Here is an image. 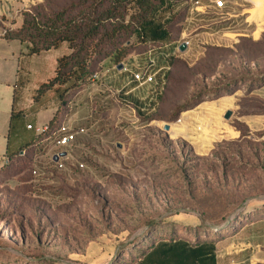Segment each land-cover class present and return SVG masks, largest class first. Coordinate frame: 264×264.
<instances>
[{
  "label": "rangeland",
  "instance_id": "374dc122",
  "mask_svg": "<svg viewBox=\"0 0 264 264\" xmlns=\"http://www.w3.org/2000/svg\"><path fill=\"white\" fill-rule=\"evenodd\" d=\"M8 1H0V6ZM51 1L63 5L68 0ZM235 1L243 5L236 6L237 11L247 10L243 18L248 17L252 26L246 33L258 43L256 52L249 41L241 45L252 53L239 51L238 38L231 35L232 42L209 38L202 44L191 42V50L180 53L176 45L187 38L184 16L183 30L180 24L172 27L174 42L157 43L153 51L165 61V85L139 87L141 96L154 95V111L135 113L92 80L79 93L65 90L64 98L70 99L61 109L68 114L66 124L85 132L68 148L63 168L52 160L57 151L52 144L30 149L25 160L0 168V264H140L150 244L211 235L219 240L220 253L237 243L248 244L250 249L241 252L243 264L251 256L264 259L263 221L232 234L247 218H260L264 208V0H226V5ZM39 5L45 0L30 8ZM24 11L28 10H21L10 23L0 22V33L14 29L17 22L16 28L21 25ZM218 26L237 27L235 22L224 26L221 20L214 28ZM137 45L138 52L150 49ZM66 47L64 43L57 51ZM45 55L22 62L23 107L30 106L35 89L45 80L37 73ZM102 65L95 68L99 75L108 68ZM45 66L53 76L56 64L48 60ZM12 91V83L0 84V106ZM222 97L231 101L229 118L219 114L223 107L209 106ZM55 98L50 95L47 102ZM203 102L198 109L206 120L189 130L180 128L177 120L182 114ZM50 114L27 113L21 128L12 132L10 154L33 140L27 123L35 126ZM7 127L8 113L0 112V153ZM230 254L232 259L238 255Z\"/></svg>",
  "mask_w": 264,
  "mask_h": 264
},
{
  "label": "trees",
  "instance_id": "16d2710c",
  "mask_svg": "<svg viewBox=\"0 0 264 264\" xmlns=\"http://www.w3.org/2000/svg\"><path fill=\"white\" fill-rule=\"evenodd\" d=\"M184 1L68 0L67 3L60 5L45 0V5L24 11L21 25L16 28L13 24L14 29H6L3 37L20 40L26 45L28 55L40 54L63 43L69 46L70 53L58 58L55 75L42 83L34 95V100L40 102L46 93L50 91L55 93L58 109L46 123L48 129L40 133L31 130L34 131L33 140L22 148L23 154H20L21 151L10 154L12 132L18 125L21 128L25 122L22 111H13L7 135V150L1 159L0 168L25 160L30 149L42 150L44 145L53 144V133L68 118V114L61 112L62 104L65 102L68 104L70 101L64 98L65 90L75 88L74 93H79L96 73L95 68L98 64L103 63L102 67L122 64L129 55L138 52L137 44H144L148 49L155 47L157 43L174 42L172 27L174 24H180L181 30L184 29L185 21L182 23V20L184 16L187 17L190 7L189 0L185 1V6L182 7ZM175 7H181L178 14L173 13ZM256 12L253 10V20L256 18ZM4 20V17H0V22ZM132 40L137 43L133 45ZM244 41L253 44V52H256L258 43L247 36L240 37L239 51L249 55L252 53L250 49L242 47ZM255 55L256 53L253 59L257 60ZM163 84L165 85L164 79L161 85ZM63 87L64 90L60 92ZM120 95L121 93L117 95L119 103L123 101ZM123 102L135 113L154 111L158 105L155 97L151 100ZM196 105L198 103L195 102L194 106ZM185 107L187 108V104L179 110H184ZM61 161L63 162L64 158ZM262 210V216L256 215L260 218H247L232 234H237L242 227L251 223L264 222V208ZM252 213L258 214L259 211ZM218 241L213 235L203 239L173 238L169 241H159L148 246V250L142 254L141 264H213L215 245Z\"/></svg>",
  "mask_w": 264,
  "mask_h": 264
},
{
  "label": "crops",
  "instance_id": "0c3cea01",
  "mask_svg": "<svg viewBox=\"0 0 264 264\" xmlns=\"http://www.w3.org/2000/svg\"><path fill=\"white\" fill-rule=\"evenodd\" d=\"M243 1L247 3L251 0H243ZM6 6L8 7L10 6V8L13 11L14 10L16 11L17 9L21 7V2L20 0H9L4 5L0 6V17H2V15L5 13ZM202 6H203L201 9L202 11L196 17L195 23L193 25H190L189 28L185 29V34H187L186 36L190 40V43L191 42L192 43L196 42V44L206 43L209 38L210 40L216 39V40L228 43V42H232L231 35L236 36L238 38L237 39L238 41L240 37H243V36L248 37V34L246 32L248 30L250 31L252 23L248 21V17L245 19L243 18L244 17L243 12L247 10L243 9L241 12H239V9L238 11L236 10L237 9L236 6L240 7L243 5H240L237 1H235L234 3L230 2V5H226L225 9L222 10L220 14L218 12H214L216 8H214L213 2H212V5L202 4ZM250 11L251 10L249 9V13ZM212 13L215 15L214 17H217L216 19L213 18V15H211ZM217 19H220L221 24L224 26L227 24L230 25L235 22L237 27H235L236 28L235 29V28H230L229 26L222 27V28L218 26V28L215 29L214 28L215 23L220 25V20H217ZM16 24L14 26H16ZM186 24H187V18H186ZM195 27H198L200 30H195ZM202 39H205V40L202 42L201 41ZM181 43L183 42L180 40L178 44L176 45V50L179 49ZM61 46L62 44L57 48H53L48 51L41 52L40 54L28 55L27 54L28 50H27L26 45L22 43L20 40L9 39V38L0 36V66H1L0 74L2 77V80H0V84L2 85L3 84L11 85V83L13 84L12 96L8 97V92H6V97L3 100V104L0 106V112H3L5 114L8 113V127H7V131L5 135V148L0 153L2 154L1 156H3L7 150V135H8V130H9L10 117L13 111L14 112L22 111L25 119L28 116L27 113H29V115L36 116L37 112L41 110L50 111L51 112L50 117L48 119L46 118L45 121L40 122V124L42 123L45 124V122L47 123L49 119L52 118L55 112L57 111L58 102L56 98L55 100H53V102H47V98L50 95L55 96L54 91H50L46 93L40 102H36L34 100V95H35L36 90L39 88V86L42 83L47 82L49 79H51L55 75L58 58L70 53V48L68 45L67 46L69 49H67L66 47L65 49H63V52H58L57 50H59ZM167 46L168 45H165V47ZM225 46H228V45H225ZM156 48L157 47H151L148 51L135 52L129 55L123 61L122 63L123 68L121 70L117 69V67L116 69H114L113 68L114 66L108 67L105 73L100 74L99 78L94 82H99L101 85H105L107 89L109 90V92L114 96L115 101H117L116 98L118 97L117 95L120 94V92H121L120 96L123 101L125 100L136 101L138 99L144 101L147 99L149 100L154 99V95L152 96L150 95L141 96L140 95L141 91H139V87L143 86V84H139L137 81H135L133 79L132 73L137 71L139 68L143 67L150 57L153 58L155 61V70L157 72L156 82L154 84L156 86H159L158 89L160 88V85L162 84L161 80L164 77L165 70L167 69V67L164 65V62H165L164 59H160L159 54L157 53L153 54V51ZM159 48H164V47H159ZM190 50H191V45L189 48L186 49V52H189ZM180 53L182 52L180 51ZM42 54H46V55L43 57V59H40L41 60L40 67L37 69V73L41 74L40 77H43L42 79H45V80L41 79L42 81L40 82L39 86L35 89L32 95V103L30 104V106L23 107L20 104L21 97L19 93L20 87L22 85L21 77H19L20 69L21 71L23 70L21 67L22 62L27 59H30L33 56H41ZM160 54L163 55V52ZM48 60L51 61V64L53 65L56 64V67L53 71L54 75L51 77H50L51 75L50 68L47 69L45 66V61H48ZM27 64H29V61H27ZM15 70L17 71L16 73H14L16 74V76L13 74V71ZM5 74H8L9 76H5ZM118 83L121 86L120 88H117ZM228 98L229 97H222L221 99L217 100L220 103L218 104L212 103L209 106L210 107L217 106L216 108L223 107L222 109L219 108V114L224 115L228 111L231 110V106H229L230 104H228L231 101ZM224 100H227V101L229 100V101L226 102L225 105H223ZM212 102H216V101H212ZM203 104L205 103L203 102L197 108L186 111L182 114V117L179 118L180 122L178 123L180 128L182 127L183 129L186 128L187 130H189L190 128H195V126H197L201 122L202 119L203 121L206 120L205 118H203L204 113L198 109ZM40 124H36L35 126H38ZM27 125L29 124L27 123ZM27 125H26V129L28 131H31L30 129L27 128ZM257 224L258 222L251 223L250 225H257ZM245 227H242L241 230L234 236H237L238 234L242 233ZM218 244L219 243L215 245V252H214L215 256H214L213 264H243L244 260H243L241 252H244L250 249L248 244L237 243L236 245L232 246L234 248H231V247L228 248V250H231V251L220 253L219 251L220 248L218 247ZM232 252H236V254H238V255L233 256L235 259L231 258L230 253ZM248 264H264V259H259L256 256H251L249 258Z\"/></svg>",
  "mask_w": 264,
  "mask_h": 264
},
{
  "label": "built area",
  "instance_id": "2783aa9c",
  "mask_svg": "<svg viewBox=\"0 0 264 264\" xmlns=\"http://www.w3.org/2000/svg\"><path fill=\"white\" fill-rule=\"evenodd\" d=\"M3 1V0H0ZM41 0H20L21 7L17 9L16 11L12 10L10 6H6V11L2 15V17L5 18V21H8L9 23L14 18L16 14H19L21 10H29L31 5H35L36 3L40 2ZM190 7L188 10V16H187V24L186 29L189 28L190 25H193L195 23L196 17L199 15L201 10V0H189ZM213 6L216 8V12L220 14L222 10L226 7V0H213ZM8 29V28H6ZM6 29H3L0 33V36L5 35ZM183 43L186 44V47L189 48L191 43L188 38H184ZM179 51V49H177ZM133 79L137 81L139 84H154L156 82V76L157 72L155 70V61L153 58H149L147 62L144 64L143 67L139 68L137 71L133 72ZM99 78V73H95L91 80L94 82ZM180 122V119L177 120ZM27 128L30 130H34L37 133L46 131L48 129V126L46 124L41 126H32L31 124L27 125ZM85 132L84 128H74L70 127L66 124V122L62 123L61 126L57 131L53 133V146L57 148V151L52 155V160L54 161V157L56 155H59L61 153H66L65 156H59L57 161H54V163L57 165L58 168H63L64 162L61 161V159H65L70 156L69 147L73 145L78 136L82 135ZM20 154H23V151L20 152Z\"/></svg>",
  "mask_w": 264,
  "mask_h": 264
},
{
  "label": "water",
  "instance_id": "95a60500",
  "mask_svg": "<svg viewBox=\"0 0 264 264\" xmlns=\"http://www.w3.org/2000/svg\"><path fill=\"white\" fill-rule=\"evenodd\" d=\"M186 49H187V47H186V44L185 43H181V45H180V47H179V51H181V52H185L186 51ZM123 68V64H119L118 66H117V69H122ZM230 114H231V111H228L227 113H226V115H225V118H229L230 117ZM165 129L167 130V129H169V125H166L165 126ZM65 152L64 153H61V154H59V155H56L55 157H54V161H57L58 160V158H59V156H65Z\"/></svg>",
  "mask_w": 264,
  "mask_h": 264
}]
</instances>
